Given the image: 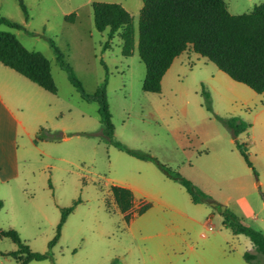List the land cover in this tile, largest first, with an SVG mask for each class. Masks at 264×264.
Instances as JSON below:
<instances>
[{"label":"rangeland","instance_id":"374dc122","mask_svg":"<svg viewBox=\"0 0 264 264\" xmlns=\"http://www.w3.org/2000/svg\"><path fill=\"white\" fill-rule=\"evenodd\" d=\"M23 1L28 19L18 0H0V16L24 27L0 25V30L13 33L26 49L43 54L58 88V96L51 103L41 100L42 111L37 119L56 139L36 138L39 128L34 138L36 146L21 140L20 174L10 190L13 200L0 216V228L16 230L32 252L52 253L48 260L29 264H248L244 254L253 252V244L246 236L234 235L223 226L221 207H226L227 195L235 199L245 194L254 206L264 204L260 172L252 163L256 177L239 154L231 152V141L237 147L236 140L217 117L229 118L230 113L240 112L242 104L249 102L253 107L251 123L257 133H264V110L259 98L224 74L212 81L206 73L215 75L217 70L201 67L170 76L160 95L145 93V68L137 49L126 59L122 41L116 35L110 48L104 50L108 32L96 30L92 8L94 2L120 4L132 16L137 37L142 0ZM225 1L237 14L264 3ZM51 40L87 94H94L106 81L114 139L179 172L212 202L193 203L185 188L167 178L156 164L134 158L103 139L98 104L81 98L60 67ZM5 71L4 77L13 73ZM203 89L211 96L213 112L206 108ZM237 141L246 145L250 156L248 132ZM204 149L212 154L199 157L198 152ZM219 156L228 161L227 175L233 181L228 180L217 161L214 165ZM225 175L219 184L214 182ZM113 185L133 189L137 204L129 223L111 197ZM242 185L248 190L242 191ZM4 196L6 190L1 188L0 197ZM79 200L62 226L60 238L50 247L57 236L61 210ZM141 202L151 207L137 215ZM231 205H235L234 200ZM237 215L264 231V212L255 222ZM209 224L212 230H208ZM16 250L10 239L0 237V264H16V259L8 255Z\"/></svg>","mask_w":264,"mask_h":264},{"label":"trees","instance_id":"16d2710c","mask_svg":"<svg viewBox=\"0 0 264 264\" xmlns=\"http://www.w3.org/2000/svg\"><path fill=\"white\" fill-rule=\"evenodd\" d=\"M19 5L28 19V10L23 0ZM138 30V52L146 67V77L143 83L145 92L159 93L161 81L174 59L187 49L208 58L222 72L233 80L245 84L254 92L264 93V3L257 5L248 13L232 15L228 11L225 0H142ZM94 24L100 33L108 32L103 49L110 48V43L117 35L122 41V55L132 56L135 49V29L133 18L120 4L94 2L92 4ZM0 25L12 29H24L22 24L0 16ZM57 61L67 73L70 83L80 93L86 102L98 104L99 119L103 139L118 150L128 155L150 161L172 181L185 188L195 204L212 202V199L197 187L192 181L182 176L171 167L161 163L157 158L141 151L133 150L114 139L115 126L110 112L107 84L99 86L94 94L85 92L82 82L77 78L73 68L66 62L65 56L51 40ZM0 63L25 77L44 90L56 95L58 88L51 74L49 60L40 52L26 49L11 32L0 30ZM206 108L213 112L211 96L203 89ZM218 120L231 132L236 145L247 165L253 167L247 147L237 141V137L246 132L251 124L241 118H221ZM41 128L36 138L56 139V135ZM58 139V138H57ZM110 194L116 208L124 215L127 223L134 215L133 192L124 187L111 186ZM61 210V220L57 236L50 244L54 246L61 234V229L75 207ZM3 202L0 200V211ZM149 208L143 204L137 215H142ZM223 226L234 235H244L253 244V252H246L244 259L248 264H264V232L244 223L243 219L230 209L222 212ZM0 237L10 239L17 250L8 253L16 259V264H29L32 261H44L52 258V253H35L21 239L16 230L0 229Z\"/></svg>","mask_w":264,"mask_h":264},{"label":"crops","instance_id":"0c3cea01","mask_svg":"<svg viewBox=\"0 0 264 264\" xmlns=\"http://www.w3.org/2000/svg\"><path fill=\"white\" fill-rule=\"evenodd\" d=\"M226 4L230 14L241 15V14H237L236 12H231V8L234 9V7L233 6L231 7V5H229L227 2ZM257 5L260 4H255V6ZM255 6H252V10L254 9ZM138 39H139V32L137 37L135 33V49H137V52H138ZM138 57L140 62L144 65L145 68L144 78L142 81V89H143V83L146 77V67L139 56V52H138ZM125 58L127 59L128 57ZM0 65L3 66L1 63ZM3 67L5 68V70H9L13 73L11 74L8 73L9 75L4 77L2 73H5L7 75L6 73L7 71L2 70L0 68V189L4 188L6 190V196H4V198L0 197V199H2L3 202V208L0 211V216L2 214L3 209L7 207V204L9 206V203L11 202V200H13L12 194H10L11 193L10 190L13 189L15 185L13 183H15V180L19 177L20 174V148H21L20 142L22 139H25V141L29 143L31 146L34 145L36 146L34 142L35 134L37 130L39 128H42L43 125L45 124L44 122L37 121L38 115L42 111V106L39 105V103H41V100H47L49 103H51V100L54 97L58 96V93L56 95L51 94L50 92L32 83L31 81L19 75L18 73L14 72L13 70L5 66ZM198 67H201V69L215 68V70H217L216 73L214 72L215 75L213 74L209 75L208 73H206L207 78H210L212 81H217L221 76L220 74H224L225 77L231 82L253 92L254 93L253 96L259 98V101L262 103V108L264 110V93L258 94L254 92L252 89H250L248 86H246L245 84L233 80L227 74L222 72L208 58L195 53L191 49L185 50L174 59L171 66L169 67V69L162 78L161 91L159 93L145 92L144 90L143 91L148 94L160 95L162 94V89L165 81L170 76H172L173 74H177L184 69L190 72H194V70ZM2 77H4V79H2ZM108 103H109V97H108ZM50 106L51 105L49 104L48 107ZM252 109L253 107L251 106V104H249V102L243 103L242 106L240 107V112L238 111L236 113L234 112L230 113L229 118L238 117L241 118L243 121L251 124V127L246 132H244V133L248 132V138L250 141L249 159L251 163H253L254 166H256L258 168V171L260 172L259 184L261 185L264 191V133H260V134L257 133L255 129V125L251 123L252 120L249 117L253 114ZM242 134H240L239 136H241ZM63 140L66 141L68 140V138H64ZM231 143H233V148L231 152H237V154H239V156L242 158L245 164H247L244 157L238 150V148L234 147V141H231ZM198 154L199 157H202L203 154L209 156L212 154V152L209 149H204L198 152ZM229 155L231 154L229 153ZM232 158L235 159L234 155H232ZM216 161L220 166V169L224 167L225 174L227 175L229 171L228 170L229 165L226 163L228 161L226 162L225 160L221 159L220 156L218 158H215V161L213 162L214 165ZM255 162L257 164H255ZM226 175L223 176L222 178H221L222 175L220 177H217V179H215L214 182L219 184V182H221V179L226 177ZM247 177L249 180V175H247ZM227 178L228 180L233 181L232 177H229V175H227ZM113 186H118V185H113ZM120 187L128 188L125 186H120ZM130 190L133 192V189ZM241 190L247 191L248 188L247 187L244 188V185H242ZM7 191L9 192V194H7ZM231 197L232 196L227 195V198L225 200L226 209H230L235 214L242 215L247 221L255 222L260 219L261 212H264V204L258 205V207L254 206L253 201L250 199L249 196L245 194H242L235 199ZM231 200L235 201V205H231ZM141 203L148 204L149 208L151 207L149 203L146 202H141ZM217 203L219 204L221 202H217ZM222 224H223V218H222ZM212 229L213 226L211 225V230Z\"/></svg>","mask_w":264,"mask_h":264},{"label":"water","instance_id":"95a60500","mask_svg":"<svg viewBox=\"0 0 264 264\" xmlns=\"http://www.w3.org/2000/svg\"><path fill=\"white\" fill-rule=\"evenodd\" d=\"M211 205L214 206V207H217V204L216 203H212ZM221 208H222V212H224L226 210V207L225 206H222Z\"/></svg>","mask_w":264,"mask_h":264},{"label":"built area","instance_id":"2783aa9c","mask_svg":"<svg viewBox=\"0 0 264 264\" xmlns=\"http://www.w3.org/2000/svg\"><path fill=\"white\" fill-rule=\"evenodd\" d=\"M208 230H211V225L210 224L208 225Z\"/></svg>","mask_w":264,"mask_h":264}]
</instances>
